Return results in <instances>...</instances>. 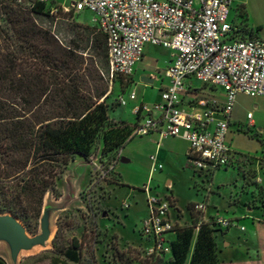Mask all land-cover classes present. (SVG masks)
I'll return each mask as SVG.
<instances>
[{
    "label": "trees",
    "instance_id": "obj_1",
    "mask_svg": "<svg viewBox=\"0 0 264 264\" xmlns=\"http://www.w3.org/2000/svg\"><path fill=\"white\" fill-rule=\"evenodd\" d=\"M33 12L48 16L44 6ZM35 22L29 12L0 3V214H10L32 234L44 196L61 197L56 182L69 162L77 155L88 161L100 145L102 156L118 160L136 127L109 118L107 89L92 57L60 45ZM240 33L256 36L246 27ZM93 42L94 50H99L98 38ZM102 43L105 49L104 36ZM250 185L264 200V191ZM186 209L190 223L175 224L169 252L160 257L145 254L143 264L221 263L215 238L223 231L202 222L192 204ZM57 235L58 231L50 264H80V243L73 239L71 246L61 249ZM165 255L168 258L162 261Z\"/></svg>",
    "mask_w": 264,
    "mask_h": 264
},
{
    "label": "built area",
    "instance_id": "obj_2",
    "mask_svg": "<svg viewBox=\"0 0 264 264\" xmlns=\"http://www.w3.org/2000/svg\"><path fill=\"white\" fill-rule=\"evenodd\" d=\"M0 3L29 12L33 19H36L33 10L38 6H44L49 17L91 12L93 26L104 36L110 79L127 81L134 67L142 62L145 46L168 50L170 63L163 76L169 83L161 89L159 101L149 109L157 112L158 117L144 118L136 124L133 135L156 132L160 138L184 140L188 144L189 167L202 183L210 184L217 170L233 167V155L226 143L227 119L237 95L264 98V38L241 34L244 26L229 22L231 0H70L69 5L58 0H0ZM189 78L220 88L224 94L222 104L214 98H199L201 112H185L181 98L188 92L185 80ZM128 100H136L134 90L128 94ZM117 101L119 106L127 103L122 96ZM140 108L145 109L137 107L135 112ZM215 114L221 117L216 118ZM104 176L102 172L101 177ZM169 198L146 197L148 216L140 229V234L151 241L146 255L169 252L165 235L173 233L177 224L170 217L174 208ZM206 209L204 201L193 204V211L200 214L202 222H211L222 231L235 224L217 214L205 217Z\"/></svg>",
    "mask_w": 264,
    "mask_h": 264
},
{
    "label": "rangeland",
    "instance_id": "obj_3",
    "mask_svg": "<svg viewBox=\"0 0 264 264\" xmlns=\"http://www.w3.org/2000/svg\"><path fill=\"white\" fill-rule=\"evenodd\" d=\"M58 1L64 5L70 3V0ZM92 17L89 11L75 15L58 13L52 17L36 16L35 24L53 35L60 45L75 48L84 57L91 56L94 67L102 79L101 83L107 89L108 97L105 101L109 107L108 116L125 117L133 121L130 104L136 101H129L128 94L134 89L137 98L143 99L146 103L156 101L161 77L156 73L155 67L163 69L165 62L169 60L170 52L147 45L145 58L133 69L134 78L131 77L127 81L116 77L110 79L106 52L102 43L103 36L97 27L93 26ZM229 22L237 26L242 24L248 30L252 29L260 38H264V0H231ZM95 37L98 38L99 50H94ZM146 74H152L154 79L152 85L146 86L141 82V77ZM193 85L200 87L197 81H193ZM205 94L201 92L200 96L203 98ZM120 96L126 100V106L117 105ZM144 139V136H135L123 146L121 157L127 160L126 163L102 156L101 145L88 161H84L78 155L71 160L56 182L57 191L62 197L55 199L52 195L46 194L43 199V209H48L50 238L42 246L37 245L20 251L14 260L11 258L8 244L0 240V260L5 264H50L56 255L53 253L52 241L58 231L56 245L59 248H68L73 239L80 243V264H143L146 252L144 246L149 247L151 244V241H147L140 234L141 223L148 216L145 195L147 190L150 192L149 196L157 195L160 199L170 196L172 208L175 207L174 196L177 207L174 210L177 212L170 210L172 220L177 225H188L191 220L186 209L191 205L188 201L197 196L198 202H202L207 190L210 192L212 189L216 192L220 188V197L215 194L209 195L211 201L205 213L206 215L215 213L212 209L215 206L220 210L218 216L226 220L233 219V215L227 212L226 196L229 190H232L231 184L237 179L236 171L231 168L226 171L217 170L213 173L210 184L203 183L202 189L205 190L198 189L196 192L193 190V183L197 182L201 186V180L196 176L192 178V170L185 167L186 160L181 162L182 165L172 162L174 164L163 169L172 181L173 187L170 189L165 183V177H160L158 174H154L153 177L149 175L152 147L145 145ZM262 140L264 141V135ZM167 142L179 148L186 146L180 141ZM260 144L261 140L253 136H237L233 142V146H237L238 150L251 154V160L247 159L245 163H260L264 167V156H253L260 151ZM118 161L119 165L114 172L111 166ZM251 170L252 168L243 171L250 177ZM102 172L105 173L104 178L101 177ZM222 186L226 188H221ZM39 225L40 218L35 234L28 232L27 234L40 235ZM232 236L234 238L238 236L241 240L243 233L232 230ZM217 237L215 238L217 247L221 248L222 239ZM173 238V233L166 234L165 245H168ZM113 248H116L117 252ZM59 258L62 259L60 256ZM167 258L168 255L163 256L162 261H166ZM257 261L251 254V264H258Z\"/></svg>",
    "mask_w": 264,
    "mask_h": 264
},
{
    "label": "crops",
    "instance_id": "obj_4",
    "mask_svg": "<svg viewBox=\"0 0 264 264\" xmlns=\"http://www.w3.org/2000/svg\"><path fill=\"white\" fill-rule=\"evenodd\" d=\"M144 58L145 48L143 59ZM169 63L170 56L169 60L165 62V65L162 67L163 69H159L157 66L155 67V71H157L156 73L161 77V86L158 90V97L156 101L146 103L143 99L137 98L136 96V103L132 102L130 104L131 114L134 116L133 121H131L130 118H118L114 115H109V118L114 121L124 120L132 124H138L146 117H158L157 112L149 111V109L151 108V105L153 103L159 101V93L161 89L166 87L169 83L168 80L163 76V71L169 65ZM133 76L134 74L131 75V77ZM141 78H148L149 80H151V83L142 82L146 86L152 85V83L154 82L152 74H146V76L143 75ZM193 81L197 80L192 78L185 80V87L187 88L188 92L185 93L181 98V108L185 112H201L202 108L197 104L198 99L202 98L200 96L201 92L206 93L203 98H214L219 104H222L224 100V94L220 88L212 87L210 85H204L199 81L197 82L200 83V87H196L193 85ZM126 105L127 103L124 106ZM137 107H143L145 109H142L139 113H136L135 108ZM247 115H250V118H247ZM214 116L216 118L221 117L219 114H215ZM227 121L228 133L226 135V143L228 144L230 152L233 155L232 163L234 164L231 169L236 171L237 179L234 180V183L231 184L232 190H229V194L226 196V205L228 210L227 212L233 215V219L231 220L235 222V224L224 230L222 235L220 234L217 237V239H222V247L218 248V255L221 261L220 264H251V254H253L256 260L259 261H257L256 263L260 264V262L264 261V200H259V198L254 193V186H251L250 183H254L264 191V167L261 168L260 163H245V160H251V154H249L248 152H241L236 148L237 146H233V142L237 136L251 137V134H254L257 135L258 139H260L264 144V141L262 140V136L264 135V98H249L244 95H237ZM144 138V144L150 145L152 147V155L149 157V160L151 161L149 167V175L153 177L154 174H158V176L160 177H165V183L167 187L171 189L173 187L172 181L168 178L166 174L167 172H165L163 169L165 168V166L167 167L168 165L174 164L172 162H177L182 165L181 162L184 160H186L187 162V166L185 167L190 168L187 161L188 144L180 138H160L156 132H152L149 135L144 136ZM168 140L171 142H184L186 146L184 148L175 147L170 144V142H167ZM164 144H166L167 146ZM260 147V151L256 152V154H253V156H264V145L260 144ZM151 157L153 158V160L150 159ZM120 159H124L121 157V150L119 151L118 160L120 161ZM119 161L111 166L114 172L116 167L119 165ZM168 161H170L171 163H167ZM250 168H252V170L250 171V177L245 175L243 176V172H245L243 170H249ZM190 170L192 169L190 168ZM192 178H195L193 171ZM119 183L122 184L121 182ZM193 185V190H195L196 192L198 189L201 190L203 188L202 182L201 186H199L197 182H194ZM221 188L226 187L222 186ZM149 193L150 192L145 194L146 197ZM205 194L206 197L204 198V202L208 207V204L211 201L209 195L215 194L219 196L220 188H218L216 192H213V190L211 189L209 193L205 192ZM173 198L175 199L176 207V198L174 196ZM198 201V197L195 196L190 199L188 203L193 205L194 203H199ZM175 207L173 208L175 209ZM174 209L172 211L177 212V210ZM212 209L215 211V213H213L214 215L218 214L220 211L215 206H213ZM208 216L209 215H206L205 213V217ZM170 217L172 220L171 214ZM241 228H243V230H241ZM232 230H237L239 233H243L242 239L239 240L238 236L237 238H234L232 236ZM147 247L148 246H144L145 249ZM262 264L264 263L262 262Z\"/></svg>",
    "mask_w": 264,
    "mask_h": 264
},
{
    "label": "water",
    "instance_id": "obj_5",
    "mask_svg": "<svg viewBox=\"0 0 264 264\" xmlns=\"http://www.w3.org/2000/svg\"><path fill=\"white\" fill-rule=\"evenodd\" d=\"M141 82L151 83L148 78H141ZM122 163L127 160L120 159ZM48 209H42L40 217V235L30 236L27 234L23 225L10 214H0V240L5 241L11 253V258L14 260L17 254L22 250H28L33 246L44 245L49 238L48 228Z\"/></svg>",
    "mask_w": 264,
    "mask_h": 264
},
{
    "label": "bare ground",
    "instance_id": "obj_6",
    "mask_svg": "<svg viewBox=\"0 0 264 264\" xmlns=\"http://www.w3.org/2000/svg\"><path fill=\"white\" fill-rule=\"evenodd\" d=\"M49 238H50V235H49Z\"/></svg>",
    "mask_w": 264,
    "mask_h": 264
}]
</instances>
